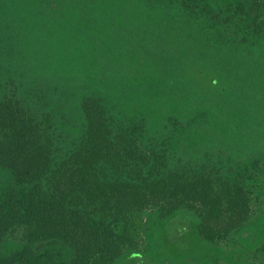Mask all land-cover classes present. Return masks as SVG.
I'll return each instance as SVG.
<instances>
[{
  "label": "trees",
  "instance_id": "obj_1",
  "mask_svg": "<svg viewBox=\"0 0 264 264\" xmlns=\"http://www.w3.org/2000/svg\"><path fill=\"white\" fill-rule=\"evenodd\" d=\"M264 0H0V264H264Z\"/></svg>",
  "mask_w": 264,
  "mask_h": 264
},
{
  "label": "flooded vegetation",
  "instance_id": "obj_2",
  "mask_svg": "<svg viewBox=\"0 0 264 264\" xmlns=\"http://www.w3.org/2000/svg\"><path fill=\"white\" fill-rule=\"evenodd\" d=\"M253 258H255V262H259L260 259L264 258V253H257Z\"/></svg>",
  "mask_w": 264,
  "mask_h": 264
}]
</instances>
